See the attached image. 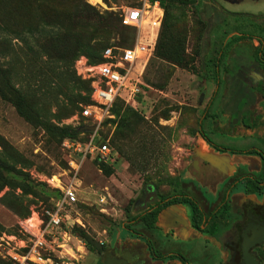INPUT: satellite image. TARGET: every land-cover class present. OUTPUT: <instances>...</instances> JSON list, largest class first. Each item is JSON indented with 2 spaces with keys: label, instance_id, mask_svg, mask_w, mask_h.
Masks as SVG:
<instances>
[{
  "label": "rangeland",
  "instance_id": "obj_1",
  "mask_svg": "<svg viewBox=\"0 0 264 264\" xmlns=\"http://www.w3.org/2000/svg\"><path fill=\"white\" fill-rule=\"evenodd\" d=\"M14 1L13 4L12 0H0V35L12 40L0 43V61L19 85L25 84L21 81L20 60L36 62L50 71L47 43H26L31 40L28 30L36 26L38 17L50 21L47 17L54 9L58 12L57 21L68 24L73 16H87L93 26L111 15L113 28L91 43L104 48L125 43L126 34L116 22L125 7L143 0ZM168 8L172 31L184 40L185 62L172 65L161 60L148 66L143 78L144 94L137 99V105L119 103L115 120L101 127L99 133L116 151L115 159L100 154L81 159L64 146L66 132H77L81 141L90 138L87 132H79L85 123L81 108L90 104L91 91L87 87L93 90L98 60H90L81 53L75 62L77 76L86 82L79 89L86 99L83 103L68 107V97L76 90L63 84L56 94L29 100L34 116L31 122L0 97V150L3 147L5 154L16 160L11 171L0 169V264H37L38 254L46 264L101 263L104 253L89 251L86 240L95 248L110 236L109 243L126 241L132 237L121 227L124 224L145 232L142 220L131 221L143 213L148 196L157 199L189 192L198 197L209 215L218 206L210 202L218 199L200 198L203 186L192 175L197 157L211 153L198 138L199 130L217 145L238 151L254 149L264 154V97L248 91L244 85L238 99L244 92L245 101L237 108L233 85L237 73L241 79L248 77L240 71L243 66L257 71V75L253 74L256 83H264L263 69L258 70L254 64L258 42L263 43L264 55V16L252 17L264 15V0H173ZM7 26L8 30L19 31V39L7 34ZM101 53L102 50L98 58ZM10 59L14 66L9 64ZM46 87L50 89L52 85ZM118 111L141 122L139 132L123 147L117 136ZM227 159L228 168L252 174L262 165L257 154H227ZM104 167L112 168L113 174L105 175L101 170ZM242 174L243 171L234 177L233 172L223 175L227 182L222 195ZM210 182L214 193L220 180L214 178ZM72 186L77 189L78 202L64 208L61 228L45 232L47 211L54 210L64 200V191ZM100 196L105 197V203L98 202ZM182 209L188 217L190 208L184 205ZM168 220L167 214H161L156 225L170 230L165 227ZM175 232L180 244L178 252L192 264H224L222 240L211 239L207 244V235L192 227H178ZM41 235L44 245L37 247ZM254 253L264 264V245ZM176 262L182 264L180 260Z\"/></svg>",
  "mask_w": 264,
  "mask_h": 264
},
{
  "label": "trees",
  "instance_id": "obj_2",
  "mask_svg": "<svg viewBox=\"0 0 264 264\" xmlns=\"http://www.w3.org/2000/svg\"><path fill=\"white\" fill-rule=\"evenodd\" d=\"M150 1L154 2L157 0ZM159 1L164 8L165 16L157 41L155 55L154 58L151 59L149 66L155 64L156 61L161 60L166 61L172 65L183 64L185 62L184 40L183 38H180V34L173 33V22H171V18L169 20L170 10L168 8V4L173 0ZM12 2L14 4L16 1L12 0ZM138 5L139 4L133 6ZM86 7L89 10H94L87 4ZM49 13L50 16L47 18H49L50 21H45L43 18L38 17L36 26L28 30L31 40L30 42L26 41V43H38L39 45H41V43H47L50 49V60L48 62V67L50 69L49 72L45 71L43 67L37 66L36 62L33 63L32 61L27 59L20 60L19 65L22 69L21 81L25 82V84L20 83L19 85H17V83H14L15 79H13L12 74L9 72V70H7V68L2 67V63L0 61V97L6 101L11 102L16 107L18 113L31 122L33 121L34 116L33 112L30 111L31 106L29 104V100L31 98H36L37 96H49V94H56L57 91H60V88L63 84H66L67 87H70L71 90H76V93H73L68 97V107L75 103H83L86 99L80 94L79 89L81 90L82 87L86 85V82L82 81V79L77 76L75 69V62L78 60L80 56L79 54L83 53L93 61L98 60L100 64L103 62V51L105 50V48H107L108 46H113L107 45L103 48V46L100 44H91L94 39L98 37L102 38L106 33V30H108L109 28H113L112 23L114 22V19L111 15H108V17L103 18L101 21L93 24L92 26L90 18L87 16L84 18L73 16L68 24H64L60 21H57L58 12L56 10L50 9ZM50 26H52V28H50ZM116 26H119V28L123 29L126 34L125 43H121V45L127 46L132 44L135 30L123 27L121 25L120 18L116 22ZM8 29L9 27L7 26L6 30ZM7 34L13 35L16 39H19L18 30L10 29L7 31ZM1 39L2 38L0 35V43H12V40H10L9 38H3L2 40ZM101 50V56H99L98 58V52H100ZM260 51L261 49L259 45L258 52ZM258 52L255 55L257 59H259ZM1 54L2 51L0 49V58ZM9 64L14 66V60L10 59ZM46 84H49L50 86L52 85V88L47 89ZM233 85L237 87L238 83H234ZM87 89H90L92 94V89L90 87H87ZM140 95H138L137 99ZM54 100L58 101L57 98H54ZM121 102L125 103L123 100L119 99L114 104L112 108L113 116L115 113V109ZM91 103L92 101H90V104ZM83 107L84 106H82V108ZM118 116L120 118V129L117 131V136L120 140V144L123 147L129 141L131 136H133L136 132H139L138 130L141 122L134 117L130 118V116L126 117V115L124 114L121 115L120 111H118ZM113 120H115V116L112 119H107L104 124L108 122L111 123V121ZM87 133L89 134V132ZM198 134L202 140L210 143L206 135H204L201 130L198 131ZM77 136L78 133L75 131L66 132L65 140L68 138L77 139ZM87 140L88 139L83 141ZM228 150L230 149H225L224 151ZM112 152L113 154L111 155V158L115 159V154L117 153L114 149H112ZM232 152L234 153V151ZM262 158L264 159V156ZM15 162V158L11 155H8L7 153L5 154L4 148L2 147V150H0V169L9 172L13 169ZM101 170L107 176L113 174V169L110 167H104L101 168ZM160 199L164 202L163 204H160L156 210L151 212L150 215L141 216L139 217V219L141 218L140 220L142 221H147L148 219H150L152 224H154L157 221V215L161 210H163V208L171 205L187 203L190 204L192 208L195 227L199 228L204 224V214L199 204L186 194L179 193L169 196H160ZM229 212L230 206L225 202L222 205V208L212 216V219H214L213 224L216 233H220L228 226L229 223L227 217H229ZM86 243V247L91 252H101L104 249L103 245H101L99 248H95V246L91 245L90 241L86 240Z\"/></svg>",
  "mask_w": 264,
  "mask_h": 264
},
{
  "label": "flooded vegetation",
  "instance_id": "obj_3",
  "mask_svg": "<svg viewBox=\"0 0 264 264\" xmlns=\"http://www.w3.org/2000/svg\"><path fill=\"white\" fill-rule=\"evenodd\" d=\"M226 1H232V0H226ZM234 2H237L238 0H233ZM216 3V2H212ZM220 4V3H219ZM220 7L224 10L225 9L220 5ZM233 15V14H229ZM238 16V15H236ZM252 16V15H251ZM261 16H252L253 18H260ZM260 45L261 51L258 52V47ZM257 49L255 51V55L259 54V59L254 56V64L258 65V70H262L264 72V55L262 52L263 43L258 42V45L255 46ZM240 71H244L247 74L246 79H241L239 73H237L236 81L234 83H238V86L235 87L236 94L234 100L236 102V107L239 108L241 102H244L246 93L243 92V96L238 99L240 96L242 86H246L248 91L257 93V95L264 97V83L258 82L256 83V79L253 78V74L257 75V71H254L247 67H241ZM262 77L261 75H259ZM235 121V119H234ZM204 134V133H203ZM199 135V134H198ZM206 135V134H204ZM207 137V135H206ZM199 139L200 136H198ZM208 141L210 143L204 141L201 139L202 142L205 143V145L208 147L209 150H215L219 153H225V154H257L262 159V165L258 172H255L254 174L248 173L242 169L236 170L232 177L238 175V172L243 171L242 176L237 177L236 180H234L230 186L228 187L227 191L222 195L223 190L225 188V183L227 182V179L220 174L217 169H215L210 162L205 161L201 158L197 157V163L194 161V171L192 172L193 177H195L198 182L202 184V191L203 196L200 198H204L206 201L207 199H211L213 197L214 199H218L216 202H210V203H217L218 206L215 207L216 209L212 211L209 215H206V213L203 210V205L194 197V194L187 193L184 191H180L175 194L184 193L190 198L194 199L200 206L203 214L204 224L201 225V227L197 228L194 225L193 220V211L190 206V204L187 203H181V205H186L190 208V217L188 226L184 225H178V227H192L199 232H202L207 235V241L206 243H209V240H222L223 244H225L221 251L223 252V262L224 264H241L242 261V245L245 240V230L247 227H254L255 230H257L264 226V159L262 158L264 154L258 150H249V151H238L233 150L229 147H224L221 145L215 144L211 139L207 137ZM219 148V151H218ZM225 149H230L228 151H224ZM234 151V153L232 152ZM197 174V175H195ZM214 178H219L220 182L215 184V191L212 193V189L209 187L211 184L210 181ZM220 183V184H219ZM235 189H239L240 192H235ZM201 193V191H200ZM198 193V194H200ZM210 194V195H209ZM218 194V196L214 195ZM196 196V195H195ZM205 196V197H204ZM208 201V200H207ZM228 203L230 206V212L229 217H227L228 220V226L223 229L220 233H216L214 228V219H212V216L218 212L219 209L222 208V205L224 203ZM164 202L161 201L160 197L155 199L153 196H148V199H146L145 204H143V207H146L142 214L138 215L135 220L131 222H135L139 220V217L150 215L151 212L156 210L160 204H163ZM180 205V204H177ZM175 206V205H171ZM171 206L163 208L157 215L160 216L162 213H165L167 209H169ZM141 219V218H140ZM145 232H137L135 231L131 226L124 224L123 227L125 230L129 232L132 238L128 237L126 241L119 242H113L109 243L111 240V236L105 241L103 245L104 249L101 251V253H104V257L101 261V263L98 264H177V260H180L182 264H192L187 258L183 256L182 253L178 252L180 250V244L179 242H170L171 237H176V228L173 227L169 228L170 230L161 229L159 226L156 225L157 221L152 224L151 220L148 219L147 221H144ZM169 231V232H168ZM253 235L252 230L248 232L247 237L251 238ZM134 238H139L143 240L144 245H135ZM178 238V236H177ZM217 241V242H218ZM264 243L254 246L251 249V252L255 255L254 251L260 247L263 246ZM207 248V247H206ZM189 249V247H188ZM191 250V249H189ZM256 256V255H255ZM257 258V256H256ZM259 261V259L257 258ZM260 262V261H259ZM260 264H262L260 262Z\"/></svg>",
  "mask_w": 264,
  "mask_h": 264
},
{
  "label": "built area",
  "instance_id": "obj_4",
  "mask_svg": "<svg viewBox=\"0 0 264 264\" xmlns=\"http://www.w3.org/2000/svg\"><path fill=\"white\" fill-rule=\"evenodd\" d=\"M165 11L159 0H143L138 6H127L120 14L123 27L135 30L130 45L108 46L103 51V62L98 64L93 80L91 94L92 103L82 108L81 115L85 119L83 126H94L96 130L89 132L87 141L68 138L64 146L81 159L100 154H113L109 140L99 133L107 119L114 118L112 108L120 99L133 107L137 105L138 95L144 93L142 88L144 75L152 58H154L157 41L164 21ZM78 202L77 189L69 187L64 191V200L54 210L47 211L48 229L61 228L64 223V208ZM105 203L104 196L98 198ZM38 238L37 247L44 242ZM37 264H46L41 255H35Z\"/></svg>",
  "mask_w": 264,
  "mask_h": 264
},
{
  "label": "water",
  "instance_id": "obj_5",
  "mask_svg": "<svg viewBox=\"0 0 264 264\" xmlns=\"http://www.w3.org/2000/svg\"><path fill=\"white\" fill-rule=\"evenodd\" d=\"M96 128L94 126H82V128L79 130L80 133H86V132H94ZM203 159H206L210 163H212L217 169H219L222 172H230L231 169L234 167H229L226 165L228 163L227 157H219L215 154H207L204 156H201ZM252 230L253 235L251 238L247 237L248 232ZM264 243V226H261L257 230L254 229V227H247L245 230V240L242 245V261L241 264H260V262L257 260L256 256L251 252V249L259 244Z\"/></svg>",
  "mask_w": 264,
  "mask_h": 264
},
{
  "label": "crops",
  "instance_id": "obj_6",
  "mask_svg": "<svg viewBox=\"0 0 264 264\" xmlns=\"http://www.w3.org/2000/svg\"><path fill=\"white\" fill-rule=\"evenodd\" d=\"M211 151V153L210 154H215V155H218L219 157H227V154H225V153H219V152H217V151H215V150H210ZM207 154H209L208 152L207 153H205V154H203V155H201V156H204V155H207ZM202 158V157H201ZM203 159V158H202ZM203 160H205V161H207L206 159H203ZM209 162V161H208ZM211 165L215 168V169H217L212 163H211ZM227 165V164H226ZM232 171L231 172H235V168H232L231 169ZM217 171L220 173V174H222V175H224V174H226V175H229V173L228 172H222V171H220L219 169H217ZM182 206H184L183 204L181 205H175V206H171L169 209H167L166 210V212L165 213H162L163 215L164 214H167V217H168V224H167V226H165L166 228L168 227V228H173V227H178V225H184V226H188V222H189V217H190V215L188 216V217H186L185 215H184V213H183V209H182ZM135 240H134V243H135V245L137 246V245H144V242H143V240H141V239H139V238H134ZM166 240H170V242H175V241H177L178 242V238H177V236L175 237V236H173V237H171V239H166Z\"/></svg>",
  "mask_w": 264,
  "mask_h": 264
}]
</instances>
